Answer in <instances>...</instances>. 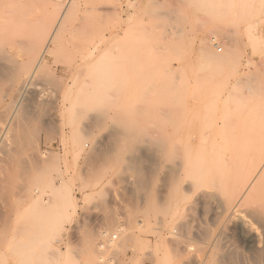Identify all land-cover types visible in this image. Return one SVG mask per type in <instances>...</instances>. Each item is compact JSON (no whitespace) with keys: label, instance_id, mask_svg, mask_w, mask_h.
I'll return each instance as SVG.
<instances>
[{"label":"rangeland","instance_id":"rangeland-1","mask_svg":"<svg viewBox=\"0 0 264 264\" xmlns=\"http://www.w3.org/2000/svg\"><path fill=\"white\" fill-rule=\"evenodd\" d=\"M169 101L224 136L195 188L166 175ZM263 161L264 0H0V264H264V165L216 214Z\"/></svg>","mask_w":264,"mask_h":264},{"label":"bare ground","instance_id":"bare-ground-1","mask_svg":"<svg viewBox=\"0 0 264 264\" xmlns=\"http://www.w3.org/2000/svg\"><path fill=\"white\" fill-rule=\"evenodd\" d=\"M44 49H46V48H44ZM209 51V50H208ZM220 51V50H219ZM211 53H209V55H210ZM211 56V55H210ZM213 56V55H212ZM207 60H208V58H207ZM216 63V62H215ZM203 64V63H202ZM201 64V65H202ZM208 65H209V67L210 66H214L215 64H213V63H211L210 61L207 63ZM205 66H206V64H205ZM216 66V65H215ZM209 69V68H208ZM210 69H212V67L210 68ZM199 70H200V68H199ZM204 70H205V68H204ZM213 70V69H212ZM202 71V70H201ZM205 72V71H204ZM213 73V72H212ZM211 74V73H210ZM209 75V74H208ZM212 75V74H211ZM210 75V76H211ZM213 76V75H212ZM185 79V78H184ZM183 79V80H184ZM202 79V78H201ZM189 80V79H188ZM185 81V80H184ZM197 81V80H196ZM205 81H206V78H205ZM195 82V81H194ZM193 82V80H192V84L194 85V86H196V84H199V82L197 81V83L195 84ZM204 82V81H203ZM189 83H191V81L189 82ZM202 83V82H201ZM203 84V83H202ZM204 84H205V82H204ZM204 84L202 85L203 87H204ZM208 84V83H207ZM182 86H185L184 85V83H182ZM193 86V87H194ZM191 87V86H190ZM192 87V88H193ZM198 87V86H197ZM196 87V89L197 90H199L198 88ZM188 89H190V88H186V87H184V88H180V90H179V94H177V95H175V96H173V98H171V99H175V100H181V99H185V96L187 95V98H189L188 96ZM205 89V88H204ZM203 89V90H204ZM196 90V91H197ZM201 90V89H200ZM199 90V91H200ZM226 90V89H225ZM196 91H194L195 93H196ZM185 92H187V94L185 95ZM201 92H202V90H201ZM200 92V93H201ZM184 94V95H182V94ZM191 93H193V92H190V94ZM200 93H199V96L201 97V99H202V95H200ZM202 93H204V92H202ZM201 93V94H202ZM174 94H176V93H174ZM173 94V95H174ZM191 95H194V94H191ZM190 95V96H191ZM196 95H198V93H196L195 94V97L194 96H192V97H194V98H196ZM199 96H198V98H199ZM186 98V99H187ZM169 99V98H168ZM185 99V100H186ZM190 99H192V98H190ZM189 99V100H190ZM193 100H195V99H193ZM172 101V100H171ZM188 101V100H187ZM198 101V99L197 100H195V102L194 103H196ZM203 101V100H202ZM201 101V102H202ZM190 103L191 102H193V101H189ZM199 102H200V100H199ZM178 104V102H176L175 101V103L173 102H171L170 103V101H169V104L167 105V106H169L170 104H172L173 106H169L170 107V110H168L167 112H165L167 109H168V107H167V109L166 110H164V114H163V117L165 118V120L167 121L166 122V126H164V130H163V146H164V149H165V151H166V155H168L169 156V159H170V161L167 163V165H166V175L168 176V178H169V180L173 183V182H176V181H178L179 179H180V176H181V174L183 175V173L184 174H187L188 176H190V178L188 179V181H187V184L186 185H188L187 187H188V189H189V187L190 188H195V187H197V185H198V179H197V174L199 173V165H200V163H201V161H205L203 158L204 157H207V158H209L208 157V155H210L209 153H210V151L211 150H216L217 151V148H219V146H220V144H219V140H220V142L222 141L223 142V140L222 139H224V136L222 137V135H221V137H222V139L220 138L219 139V133L216 135L215 133L216 132H219L221 129L218 127H214V128H211V126H210V128H203V129H198L197 128V126H195L193 123H192V121L194 120H196V118H191L192 117V112L191 111H189L188 109H190L189 107H187V109L181 104V105H179L180 104V102H179V104L178 105H175V104ZM183 103H185V101L183 102ZM203 103V102H202ZM192 105L191 106H193V103H191ZM205 104H206V102H205ZM204 104V105H205ZM175 105V106H174ZM196 105L197 104H195V107H196ZM202 105V104H201ZM190 106V105H189ZM198 107H199V105H197ZM194 107V106H193ZM197 108V107H196ZM204 108V107H203ZM202 108V109H203ZM192 109V108H191ZM194 109V108H193ZM201 110V107H200V109H199V111ZM204 110H205V108H204ZM206 110H208L209 111V113H210V108L209 109H207V107H206ZM205 110V111H206ZM207 111V112H208ZM162 113V112H161ZM201 113V112H200ZM209 113H206V115L207 114H209ZM203 115H204V111H203ZM210 115V114H209ZM197 116V115H196ZM162 117V116H161ZM200 117H201V115H200ZM204 117H205V115H204ZM208 117V116H207ZM229 118V117H228ZM199 119V118H198ZM204 119V118H203ZM206 119V118H205ZM163 120V119H162ZM209 120V119H208ZM219 121V120H218ZM205 124H206V122L205 121H203ZM208 122V121H207ZM210 122H212V121H210ZM216 122V121H215ZM222 122H220V124H221ZM233 123V122H232ZM201 125V124H200ZM214 129H218V131H216V130H214ZM228 130V129H227ZM225 133H227L228 134V132H225ZM224 133V134H225ZM221 134H223V133H221ZM223 134V135H224ZM226 135V134H225ZM229 135V134H228ZM217 136H218V138H217ZM230 137V136H229ZM114 141H113V143L116 141L117 143L119 142V141H121V137H118V136H113V138H112ZM128 139H130V137H128ZM228 139V138H227ZM229 140V139H228ZM227 141V140H226ZM231 141H232V138H231ZM234 142V141H233ZM116 143V144H117ZM229 143H230V141H229ZM228 143V144H229ZM115 144V145H116ZM222 144V143H221ZM224 144V143H223ZM222 144V145H223ZM225 144H227V142L225 143ZM118 145V144H117ZM156 145H160V143L159 142H157L156 141V144H155V147H156ZM221 145V146H222ZM160 147V146H159ZM159 147H157L158 149V152H159V150L161 149H159ZM223 147V146H222ZM227 148V147H226ZM220 150V149H219ZM227 150V149H226ZM135 151H136V149H135ZM216 151L214 152L215 154H216ZM222 152V151H221ZM221 152H219L220 154H221ZM155 153V152H154ZM161 153V152H160ZM159 154V153H158ZM214 154V155H215ZM213 155V154H212ZM159 157V156H158ZM213 157V156H212ZM224 157V156H223ZM178 159V161H173V159ZM206 158V159H207ZM215 158H216V156H215ZM174 159V160H175ZM203 159V160H202ZM212 159V158H211ZM224 159V158H223ZM133 160V159H132ZM135 160V159H134ZM215 160V159H214ZM136 161H138V160H136ZM130 162V161H129ZM132 163V162H131ZM213 163H215V162H213ZM132 164H134V168L136 169V172L140 175L141 174V172H142V168L143 167H140V165L138 164V163H132ZM141 164V163H140ZM144 165V164H143ZM142 165V166H143ZM264 165V161H263V163H261L260 165L258 164V166L256 165V167H253L254 169H253V171L251 172V173H246V179H245V182H244V188H242V190L241 191H239L237 194H228L227 196L228 197H226L225 199H224V202H223V205L222 206H217V207H219V211H218V213H216V214H219V216L223 219V221H225L226 223H232L233 221L234 222H236L235 221V219H237V218H235L234 219V216L235 217H237L236 215H237V213L235 214V212H236V210H235V208L236 207H238V206H240V204H244V202L249 198V196H250V189L248 190V187H251L252 188V181L255 179V177L254 176H256L255 174H257V175H259L257 172H258V170H259V168H261L262 166ZM32 167L31 168H33V165H31ZM132 166V165H131ZM130 166V167H131ZM133 167H131V169L133 168ZM226 167V166H225ZM232 168V167H231ZM35 169V168H34ZM134 170V169H133ZM11 171V170H10ZM229 173V172H228ZM253 174H254V176H253ZM184 176V175H183ZM39 177V176H38ZM224 177V176H223ZM228 178V177H227ZM252 178V179H251ZM226 180V179H225ZM254 181H256V180H254ZM186 182V181H185ZM255 184V183H254ZM254 187H255V185H254ZM257 187V186H256ZM37 190V189H36ZM240 190V189H239ZM255 190V189H254ZM35 191V190H34ZM187 191V190H186ZM257 191V190H256ZM38 192V191H37ZM159 193V192H158ZM233 193V192H232ZM252 195V194H251ZM204 196H205V194H204ZM182 198V197H181ZM200 198V197H199ZM213 198V197H212ZM215 198V197H214ZM251 198V197H250ZM203 199H206V196L205 197H202L201 199H197V202H200L201 200L202 201H204L203 203H202V205L205 207L206 206V204H208V201H205V200H203ZM209 200V199H208ZM250 200V199H249ZM50 201V200H49ZM48 200H44V208L43 209H45L47 212H50L52 209H54V206H53V203L51 204V202H49ZM216 201V200H215ZM218 201V200H217ZM252 201V200H251ZM248 202V201H247ZM247 202H245V204H247ZM212 203V202H211ZM248 203H250V202H248ZM263 203V202H262ZM261 203V204H262ZM261 204L259 205V207L261 206ZM200 205V204H199ZM211 205V204H210ZM257 205V204H256ZM257 205V206H258ZM211 207V206H210ZM253 207V206H252ZM252 207H250V208H252ZM256 207V206H255ZM254 207V210L255 211H253V213H252V217H251V221H254V222H256L257 224H259V226L263 229V234H264V211H262V212H258V211H256L257 210V207L255 208ZM258 207V210L259 209H262V207H260L259 208ZM42 209V210H43ZM208 209V208H207ZM211 209V208H210ZM216 209V208H215ZM144 210H146V209H144ZM253 210V209H252ZM46 211H45V213H46ZM251 211V210H250ZM143 212V211H142ZM145 212H147V211H145ZM217 212V211H216ZM249 212V211H248ZM45 213H44V216H46L45 215ZM211 213V212H210ZM239 213V212H238ZM241 216V215H240ZM244 216H245V214H244ZM248 215H246V217H247ZM242 217V216H241ZM217 218V217H216ZM248 218V217H247ZM250 218V217H249ZM248 218V219H249ZM241 219V218H240ZM242 220V219H241ZM210 221V220H209ZM216 221H217V219H216ZM215 221V222H216ZM240 221V220H239ZM245 221V220H244ZM251 221H250V229H252L251 227V225H253V223H251ZM246 222V221H245ZM222 224V223H221ZM255 224V223H254ZM234 225V224H233ZM55 225L54 224H50L49 226H48V228H49V231L48 232H53V227H54ZM254 226V225H253ZM248 226H245L244 224L243 225H241V227H240V229H239V233L243 236V237H245L246 238V240H249L250 242H253V241H255V239H254V235H252V232H251V230L250 229H248L247 228ZM259 227V229H261ZM259 232V231H258ZM261 232V231H260ZM238 233V232H237ZM44 234V233H43ZM239 234V235H240ZM240 235V236H241ZM262 235V234H261ZM39 236V235H38ZM256 236V235H255ZM263 236V235H262ZM264 237V236H263ZM112 239H114V237H112ZM262 239V238H261ZM257 240V239H256ZM258 241V240H257ZM259 241H260V239H259ZM261 242V241H260ZM111 243V242H110ZM264 243V242H263ZM103 245H104V247H103ZM22 246H20V247H18V248H15V249H13V252H16L15 253V255H16V257L18 258V260L16 259V262L14 263V264H27V262H28V260H29V258L25 255V253H24V249L23 248H21ZM105 248V244H101L100 245V250H102V249H104ZM26 249H27V247H26ZM40 249V248H39ZM14 255V256H15ZM29 255H31V253L29 254ZM32 257V256H31ZM30 261V260H29ZM83 264H93V262L91 261V259H88V260H86Z\"/></svg>","mask_w":264,"mask_h":264},{"label":"built area","instance_id":"built-area-1","mask_svg":"<svg viewBox=\"0 0 264 264\" xmlns=\"http://www.w3.org/2000/svg\"><path fill=\"white\" fill-rule=\"evenodd\" d=\"M103 247H104V245H103Z\"/></svg>","mask_w":264,"mask_h":264}]
</instances>
